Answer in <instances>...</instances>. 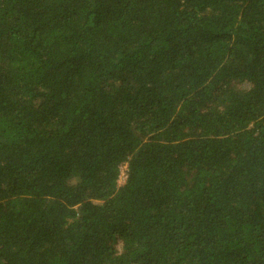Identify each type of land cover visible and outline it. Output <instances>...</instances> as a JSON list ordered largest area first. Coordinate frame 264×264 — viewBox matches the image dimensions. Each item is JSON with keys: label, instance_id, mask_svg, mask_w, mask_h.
<instances>
[{"label": "trees", "instance_id": "16d2710c", "mask_svg": "<svg viewBox=\"0 0 264 264\" xmlns=\"http://www.w3.org/2000/svg\"><path fill=\"white\" fill-rule=\"evenodd\" d=\"M0 264H264V0H0Z\"/></svg>", "mask_w": 264, "mask_h": 264}, {"label": "rangeland", "instance_id": "374dc122", "mask_svg": "<svg viewBox=\"0 0 264 264\" xmlns=\"http://www.w3.org/2000/svg\"><path fill=\"white\" fill-rule=\"evenodd\" d=\"M126 173H127V166L126 165H123L122 166V175H121V178H120V184H123L126 180Z\"/></svg>", "mask_w": 264, "mask_h": 264}, {"label": "clouds", "instance_id": "9594fccd", "mask_svg": "<svg viewBox=\"0 0 264 264\" xmlns=\"http://www.w3.org/2000/svg\"><path fill=\"white\" fill-rule=\"evenodd\" d=\"M124 165H126V164H124ZM127 166V165H126ZM122 175V167H121V174H120V176ZM126 178H127V173H126ZM119 184H120V177H119Z\"/></svg>", "mask_w": 264, "mask_h": 264}, {"label": "built area", "instance_id": "2783aa9c", "mask_svg": "<svg viewBox=\"0 0 264 264\" xmlns=\"http://www.w3.org/2000/svg\"><path fill=\"white\" fill-rule=\"evenodd\" d=\"M120 178H121V176H120Z\"/></svg>", "mask_w": 264, "mask_h": 264}]
</instances>
